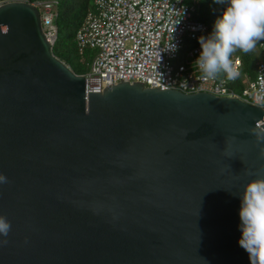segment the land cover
I'll return each mask as SVG.
<instances>
[{
    "label": "water",
    "instance_id": "water-1",
    "mask_svg": "<svg viewBox=\"0 0 264 264\" xmlns=\"http://www.w3.org/2000/svg\"><path fill=\"white\" fill-rule=\"evenodd\" d=\"M85 81L36 6H0V264H249L232 192L264 176V107Z\"/></svg>",
    "mask_w": 264,
    "mask_h": 264
},
{
    "label": "built area",
    "instance_id": "built-area-1",
    "mask_svg": "<svg viewBox=\"0 0 264 264\" xmlns=\"http://www.w3.org/2000/svg\"><path fill=\"white\" fill-rule=\"evenodd\" d=\"M12 0H0V6ZM36 6L48 42L58 38L56 25L58 0H21ZM95 0L77 32L80 53L96 49L91 69L85 76V92H101L107 84L141 81L147 87L177 89L184 93L208 92L221 97H238L264 107V58L256 67V77L243 75V59L233 54L235 77L220 73L213 80H203L192 62L198 55L197 38L207 35L211 26L195 17L198 0ZM184 15L176 24L180 12ZM189 37V38H188ZM187 39L195 45L187 47ZM175 45V51L165 48ZM264 56V41L259 42ZM183 52V55L180 53ZM179 60L178 63L176 61ZM241 79L242 92L237 81Z\"/></svg>",
    "mask_w": 264,
    "mask_h": 264
},
{
    "label": "clouds",
    "instance_id": "clouds-1",
    "mask_svg": "<svg viewBox=\"0 0 264 264\" xmlns=\"http://www.w3.org/2000/svg\"><path fill=\"white\" fill-rule=\"evenodd\" d=\"M214 3L222 6L220 15L213 27L210 25L211 31L197 38L200 49L192 62L205 81L220 73L233 79V54L251 52L258 42L264 41V0H214ZM179 12L175 25L184 15L183 9ZM165 48L175 51L173 44ZM6 182V177L0 174V184ZM232 194L239 199L237 243L247 253L249 264H264V176H251L242 189ZM10 228L7 218L0 216V237L6 238ZM6 242L0 239V244Z\"/></svg>",
    "mask_w": 264,
    "mask_h": 264
},
{
    "label": "trees",
    "instance_id": "trees-1",
    "mask_svg": "<svg viewBox=\"0 0 264 264\" xmlns=\"http://www.w3.org/2000/svg\"><path fill=\"white\" fill-rule=\"evenodd\" d=\"M221 7L214 3V0L207 2L205 0H199L195 17L205 23L209 20L211 13H220ZM94 9L95 0H58V15L56 18L58 40L53 47V53L78 74H86L89 71L91 62L95 56V53H90V49H86L83 53H80L76 41L77 32L85 22L88 12ZM60 30L64 31L61 39L59 38ZM237 52L243 59V75H246V72L254 79L256 77L257 64L264 58L262 52L261 59L256 63L253 61L252 51L248 53ZM246 78L248 79L249 77L245 76L244 79ZM237 86H243L241 79L237 81Z\"/></svg>",
    "mask_w": 264,
    "mask_h": 264
},
{
    "label": "rangeland",
    "instance_id": "rangeland-1",
    "mask_svg": "<svg viewBox=\"0 0 264 264\" xmlns=\"http://www.w3.org/2000/svg\"><path fill=\"white\" fill-rule=\"evenodd\" d=\"M205 1L207 2V1H210V0H205ZM193 2H194V0H189V3H193ZM219 15H220V13H217V14H214V12H213V14L211 13L209 20H207L205 23H208L209 25H211L213 27L214 21H215L216 17L219 16ZM63 34H64V31L60 30V32H59V38L60 39L63 37ZM187 40H188L187 41V46L192 45L194 43V41L192 39H187ZM96 51H97L96 49H90V53H92V54L96 53ZM252 52H253V61H254V63H256L257 61H259L261 59L260 58L261 57V50H260L259 46L256 45V47L252 50ZM237 53L238 52H235L234 54H237ZM178 62H179V60L176 61V63H178ZM243 71H244V68H243ZM245 74L250 79H253L246 72H245ZM244 80H246V79H244ZM243 88H244L243 86H237L236 87L237 91L240 92V93L242 92Z\"/></svg>",
    "mask_w": 264,
    "mask_h": 264
},
{
    "label": "bare ground",
    "instance_id": "bare-ground-1",
    "mask_svg": "<svg viewBox=\"0 0 264 264\" xmlns=\"http://www.w3.org/2000/svg\"><path fill=\"white\" fill-rule=\"evenodd\" d=\"M199 3V2H198ZM198 3H197V6H198ZM188 5H191V3H188ZM57 25V24H56ZM47 39V38H46ZM57 40H58V38H57ZM48 41V40H47ZM57 42V41H56ZM56 44V43H55ZM52 46V45H51ZM195 45H189V46H187L188 48H193ZM53 47L54 46H52V50H53ZM97 52V51H96ZM180 55H183V52H181L180 53ZM57 57V56H56ZM93 61V60H92ZM93 62H91V64H92ZM92 67L90 66V69H91ZM89 69V70H90ZM247 79V78H246Z\"/></svg>",
    "mask_w": 264,
    "mask_h": 264
},
{
    "label": "crops",
    "instance_id": "crops-1",
    "mask_svg": "<svg viewBox=\"0 0 264 264\" xmlns=\"http://www.w3.org/2000/svg\"><path fill=\"white\" fill-rule=\"evenodd\" d=\"M258 45V44H257ZM263 54V53H262Z\"/></svg>",
    "mask_w": 264,
    "mask_h": 264
}]
</instances>
